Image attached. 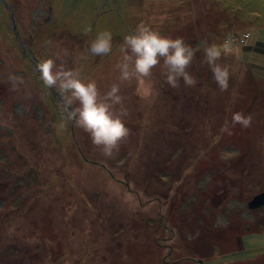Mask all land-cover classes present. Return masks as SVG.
Returning a JSON list of instances; mask_svg holds the SVG:
<instances>
[{"label": "rangeland", "instance_id": "374dc122", "mask_svg": "<svg viewBox=\"0 0 264 264\" xmlns=\"http://www.w3.org/2000/svg\"><path fill=\"white\" fill-rule=\"evenodd\" d=\"M1 1L0 264H264V207L247 209L264 191V0ZM142 22L193 46L230 40L227 89L202 49L194 85L173 87L163 65L122 81L123 38ZM102 31L112 52L94 56ZM48 60L100 102L119 86L129 135L112 157L67 119Z\"/></svg>", "mask_w": 264, "mask_h": 264}, {"label": "clouds", "instance_id": "9594fccd", "mask_svg": "<svg viewBox=\"0 0 264 264\" xmlns=\"http://www.w3.org/2000/svg\"><path fill=\"white\" fill-rule=\"evenodd\" d=\"M113 36L109 31L97 34L90 43L88 51L94 56H107L112 52ZM203 50L204 60L209 66L213 78L222 90L227 89L230 76L229 69L217 63L221 54L233 51L232 43L226 40L222 46L216 44L193 46L183 37H165L145 23L138 24L128 35L124 36L120 48L122 59L117 67L122 81L133 78L143 83L152 70L163 65L167 81L173 87L183 78L191 86L196 80L187 71L197 52ZM41 75L49 88L59 87L64 98V110L67 119L88 135L94 146L100 147L106 157H112L120 148L121 142L129 135L125 117L127 111L118 115L113 112V105L122 103L120 88L113 85L107 92L105 102H100L95 82L84 83L77 72L57 65L53 60L44 62ZM77 106L73 107V103ZM236 121L247 123L241 114L233 117Z\"/></svg>", "mask_w": 264, "mask_h": 264}, {"label": "trees", "instance_id": "16d2710c", "mask_svg": "<svg viewBox=\"0 0 264 264\" xmlns=\"http://www.w3.org/2000/svg\"><path fill=\"white\" fill-rule=\"evenodd\" d=\"M56 1V0H55ZM145 2L147 1V0H144ZM2 3H3V7H9V8H11L12 9V7H11V5H8V3L5 1V0H2L1 1ZM128 8V7H127ZM6 11L8 12V9L6 8ZM128 12V11H127ZM125 13H126V10H125ZM127 15H128V13H126ZM255 26L253 25L252 26V28L253 29H255L254 28ZM228 30L227 31H229V33H231V30H229V28H227ZM14 33H15V37H17L18 39H22V32H21V30H20V28L18 27V23H17V21H16V23H15V31H13ZM67 33H68V39L69 40H73V38H76V39H78V35H81V42L83 43V41H84V39L82 38V35H83V33H80V34H74L73 33V31H70V27H69V29H68V31H67ZM249 38H250V35L249 34H247V35H245V36H243L241 39H240V41L239 42H242V43H245L244 45H246L247 44V42H248V40H249ZM262 43H264V41H262ZM244 54V53H243ZM246 55V54H245ZM246 56H248V57H250L251 59H252V57H251V54L250 55H246ZM253 60H256V61H258V60H260V59H253ZM253 60H251L252 62H254ZM254 67V69H255V67H258V71L259 72H261V71H263L262 70V65H258L257 66V64L256 65H254L253 66Z\"/></svg>", "mask_w": 264, "mask_h": 264}, {"label": "water", "instance_id": "95a60500", "mask_svg": "<svg viewBox=\"0 0 264 264\" xmlns=\"http://www.w3.org/2000/svg\"><path fill=\"white\" fill-rule=\"evenodd\" d=\"M13 31H15V24H13ZM264 207V191L255 195L248 203L247 209L249 211L258 210Z\"/></svg>", "mask_w": 264, "mask_h": 264}, {"label": "flooded vegetation", "instance_id": "af4514ba", "mask_svg": "<svg viewBox=\"0 0 264 264\" xmlns=\"http://www.w3.org/2000/svg\"><path fill=\"white\" fill-rule=\"evenodd\" d=\"M197 264V263H196Z\"/></svg>", "mask_w": 264, "mask_h": 264}]
</instances>
